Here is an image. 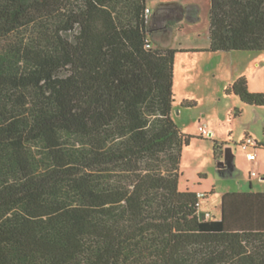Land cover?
<instances>
[{"label":"trees","instance_id":"obj_1","mask_svg":"<svg viewBox=\"0 0 264 264\" xmlns=\"http://www.w3.org/2000/svg\"><path fill=\"white\" fill-rule=\"evenodd\" d=\"M211 3L210 46L175 49L150 41L175 2L0 0V264H264V192L201 220L179 186L177 54L264 51V0Z\"/></svg>","mask_w":264,"mask_h":264},{"label":"rangeland","instance_id":"obj_2","mask_svg":"<svg viewBox=\"0 0 264 264\" xmlns=\"http://www.w3.org/2000/svg\"><path fill=\"white\" fill-rule=\"evenodd\" d=\"M178 3L168 18L177 20L171 30L154 33L153 46L175 49H207L210 46L211 0H149L153 10L161 3ZM181 52L175 62L173 119L186 135L192 136L183 150L180 190L204 193L201 213L208 219L221 218L222 198L232 192H264V107L250 106L227 88L246 76L251 92L264 93V51ZM195 102L194 107L183 105ZM211 137L203 136L201 127ZM246 136L259 143L252 162L242 147ZM215 142L223 144V156L216 157ZM232 157L226 159V150ZM220 163L224 166L220 167ZM256 173V175H253ZM220 217V218H219Z\"/></svg>","mask_w":264,"mask_h":264},{"label":"built area","instance_id":"obj_3","mask_svg":"<svg viewBox=\"0 0 264 264\" xmlns=\"http://www.w3.org/2000/svg\"><path fill=\"white\" fill-rule=\"evenodd\" d=\"M151 13H152L151 9L148 8L147 11H146L147 17H149ZM200 129H201V131L203 132V134L205 136L211 137L210 134L206 130V125L205 126H202ZM242 147L246 151H248L250 148H252L253 151H249L248 157H249L250 161H252V162H254V161L257 160V153H256V151H257V149H258L259 146H258V142L253 137H250V136L249 137H246L244 139V141L242 142ZM253 175H256V173H253ZM204 197H205V194L204 193H199L198 194L199 206H201V200L204 199Z\"/></svg>","mask_w":264,"mask_h":264},{"label":"water","instance_id":"obj_4","mask_svg":"<svg viewBox=\"0 0 264 264\" xmlns=\"http://www.w3.org/2000/svg\"><path fill=\"white\" fill-rule=\"evenodd\" d=\"M210 136H212V133H210ZM231 157H232V151H231V149L228 148L226 150V159L229 160ZM223 166H224V164L223 163H220V167H223ZM204 216H205L204 213H201L200 214L201 220H204Z\"/></svg>","mask_w":264,"mask_h":264},{"label":"crops","instance_id":"obj_5","mask_svg":"<svg viewBox=\"0 0 264 264\" xmlns=\"http://www.w3.org/2000/svg\"><path fill=\"white\" fill-rule=\"evenodd\" d=\"M227 55H229L228 53H227ZM200 193V192H199ZM207 216V215H206ZM220 218V217H219Z\"/></svg>","mask_w":264,"mask_h":264}]
</instances>
